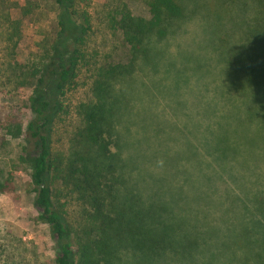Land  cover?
<instances>
[{
    "label": "rangeland",
    "instance_id": "374dc122",
    "mask_svg": "<svg viewBox=\"0 0 264 264\" xmlns=\"http://www.w3.org/2000/svg\"><path fill=\"white\" fill-rule=\"evenodd\" d=\"M115 2L91 0L94 35L90 46L111 54L117 62H125L127 52L121 38L105 23ZM127 2L135 14H146L143 0ZM9 6L22 7L25 22L19 56L25 62L39 52L41 34L55 26L56 5L54 0H11ZM187 8L186 18L172 35L155 40L156 51H163L162 55L152 52L148 62L140 61L131 77L115 85L117 118L109 148L119 154L118 171L124 173L123 191H128V196L145 206L164 207L169 215L173 211L185 218L200 216L201 222L208 220L221 229L226 202L264 198V111L223 74L227 68L225 41L229 39L232 46L242 43L237 24L233 27L231 18L230 23L225 18L220 20L223 9L216 0H191ZM2 10L0 7V18ZM233 14L237 15L233 12L230 17ZM4 33L0 23V72L6 70L7 63ZM91 75L84 73L81 82L85 86L68 93L66 103L71 113L62 116L54 136V148L66 163L74 162L79 158L76 153L93 146L76 136L81 126L76 107L90 97ZM9 89L0 84V108L19 115L26 127L33 88L17 92ZM25 144L23 138L14 140L0 132V169L14 179L13 190L0 194V264H54L56 247L49 226L39 220L33 205L35 194L27 155L31 149ZM64 201H68L73 221L83 223L81 217L87 207L79 194ZM186 206L199 212L187 211ZM174 214L171 212L172 217ZM167 223L177 228L174 221L168 219ZM251 230L257 238L264 234V226ZM214 250L210 246L207 252L210 255ZM121 254L122 264H154V260H142V254L134 248L126 246ZM247 255L250 264H264V254ZM204 257L201 254L196 263L193 258L191 262L175 260L172 264H200ZM170 258H156L155 264L170 262ZM235 259L231 264H244L242 260H246L240 255ZM223 260L231 261L229 255Z\"/></svg>",
    "mask_w": 264,
    "mask_h": 264
},
{
    "label": "trees",
    "instance_id": "16d2710c",
    "mask_svg": "<svg viewBox=\"0 0 264 264\" xmlns=\"http://www.w3.org/2000/svg\"><path fill=\"white\" fill-rule=\"evenodd\" d=\"M10 1L0 0V23L5 27L4 40L8 44L0 84L13 92L31 87L33 94L26 127L19 115L0 108V132L14 140L23 138L31 149L27 155L35 194L33 205L39 220L49 226L56 247L54 264H122L121 252L126 246L140 251L142 260H154V264L156 258L168 255L171 260L164 264L187 259L191 262L193 258L196 263L201 254L206 257L200 264H231L239 255L246 258L244 264H250L247 254H264V234L257 238L251 230L264 226V198L226 202L221 229L208 220L201 222L197 215L185 218L173 211L169 215L164 207L142 205L128 196V191L124 193L126 180L118 171L119 154L109 148L114 142L117 118L115 85L131 77L140 61L145 63L152 52L162 55L163 51H156L155 40L172 35L176 25L186 18L191 0H143L147 9L143 15L135 14L127 0H116L105 23L121 38L127 52L125 62L91 48V0H54L55 26L41 34L39 52L22 62L19 45L25 19L22 7H8ZM216 1L223 9L220 20L225 18L230 23L231 18L242 42L232 46L229 39L225 41L227 68L223 74L264 111V0ZM233 12L237 15L230 17ZM223 27L227 29V24ZM84 73L92 74L90 97L76 107L81 121L76 136L93 146L76 153L79 158L74 162L66 163L54 148V136L62 116L71 113L66 103L68 93L85 86L81 82ZM21 159L27 162L25 157ZM13 188L14 179L0 169V194ZM75 193L87 207L81 217L83 223L78 225L68 214V201H64ZM186 210L199 212L193 206H186ZM168 219L177 228L169 226ZM210 246L215 250L209 255ZM226 255L231 261L224 263Z\"/></svg>",
    "mask_w": 264,
    "mask_h": 264
}]
</instances>
